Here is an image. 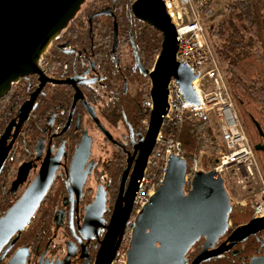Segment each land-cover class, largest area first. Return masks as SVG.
Returning a JSON list of instances; mask_svg holds the SVG:
<instances>
[{"label":"water","instance_id":"1","mask_svg":"<svg viewBox=\"0 0 264 264\" xmlns=\"http://www.w3.org/2000/svg\"><path fill=\"white\" fill-rule=\"evenodd\" d=\"M84 1L0 0V99L8 94L14 84L29 75L38 76L39 89L47 82L75 84L73 80L49 79L43 73L39 60L49 51L69 21L76 16ZM131 12L136 19L161 33L162 49L153 70L146 72L150 79L153 108L140 147L141 153L131 176L127 196H124L123 192L130 165L122 177L109 232L101 248L102 254L112 243L116 244L117 250L120 246L123 228L133 209L138 181L142 179L148 160L153 155L164 116L167 114L170 81L174 78L182 91L195 100L192 83L199 78L192 69L177 61L179 49L177 29L164 0H135L131 5ZM116 39L115 35L114 48ZM133 48L139 62L134 45ZM78 98L83 96L77 88L75 101ZM34 101L33 99L26 102L20 109L19 122L16 124L12 141L8 143L9 135L14 129L12 124L0 138V172L33 108ZM89 111L100 131L110 139L109 133L99 124L92 111ZM69 123L70 121L68 125ZM262 149L264 147L261 145L256 147L257 151ZM87 158V153L76 152L71 169L83 168ZM188 166L185 158L172 156L169 159L162 185L153 195L151 203L136 218L127 264H187V255L191 248L204 237L206 241L203 249L191 263L203 264L215 257H221L237 242H244L250 236L264 232V217L253 218L247 224L234 229L229 237V245L225 242L214 249L218 238L226 234L231 227L232 200L223 178L216 176L213 171L199 172L192 182L190 191L186 193L185 176ZM52 182L53 178L46 167L39 172L24 194L0 217V253L9 244L4 252L6 254L20 239L45 199ZM94 205L86 217L87 223L92 220L98 203ZM262 238L264 244V233ZM250 264H264V254L253 257Z\"/></svg>","mask_w":264,"mask_h":264},{"label":"flooded vegetation","instance_id":"2","mask_svg":"<svg viewBox=\"0 0 264 264\" xmlns=\"http://www.w3.org/2000/svg\"><path fill=\"white\" fill-rule=\"evenodd\" d=\"M115 33L117 34L116 29ZM52 49L53 44L45 55L48 67L43 73L49 79L73 80L75 84L47 82L39 89L38 76L29 75L14 84L8 94L0 99V116L3 113L7 122L5 129L0 133V138L10 124L14 126L8 143L14 138L20 109L26 102L35 100L0 172V187L3 190L0 192L4 196V201L10 198L17 201L39 172L46 167L53 178L52 186L46 196L56 195L60 187L64 190L58 196V206L53 215L52 225L45 231L48 235L46 242L43 243L41 240L18 245L19 239L13 248L4 254L8 244L0 253V264H113L117 253L116 244H110L104 254L101 253V248L109 232L122 177L130 165L123 192L124 196H127L145 134L129 123L116 125L108 122L102 115L105 110L100 107V102L104 103L105 100L110 105L112 97L100 95L104 87V77L96 66L93 53L88 50L76 51L67 43L60 44L59 49L70 54L72 59L67 63L69 68L64 69L63 72L54 73L50 60ZM132 50L133 56L123 53L117 39L116 48H114L113 40L111 60L121 71L133 70L134 74H137V71L144 73L145 69L140 58L137 62L133 47ZM77 88L81 91L83 98L75 101ZM135 89L136 87L131 85L129 80L124 82V93H133ZM47 105L50 114L47 116L45 127L40 129L36 144L33 146L26 141L21 144L22 137H26L29 133L30 122L39 113V109ZM108 107L110 106H107V109ZM88 109L109 133L110 139L100 131ZM93 133L99 135L102 144L97 142ZM30 137L31 135L28 138ZM261 146L264 147V145ZM76 152L87 153V163L81 169L72 170L71 163ZM19 179H21L20 182H18ZM96 203L98 207L92 215V220L87 223L86 217ZM124 230L125 228L123 232ZM233 231L234 229L230 227L226 234L219 237L214 249L225 242L229 245V237ZM263 233L250 236L244 242H237L221 257H215L208 262L227 257L232 260V264H246V258L255 246L254 242L250 243V239L257 237L262 250L260 254L250 257L248 263L250 264L253 257L264 254ZM205 241L206 239L202 237L196 243L199 244L200 250L194 256L187 255V264H191L202 251ZM241 247L243 248L240 249Z\"/></svg>","mask_w":264,"mask_h":264},{"label":"trees","instance_id":"3","mask_svg":"<svg viewBox=\"0 0 264 264\" xmlns=\"http://www.w3.org/2000/svg\"><path fill=\"white\" fill-rule=\"evenodd\" d=\"M134 1L85 0L76 16L62 30L61 37L53 42L50 60L54 73L69 68L67 63L72 56L59 49L60 44L63 43L69 44L76 51L88 50L93 53L96 66L104 77V87L100 95L112 97L110 105L105 100L104 103L100 102V107L105 110L102 115L108 122L116 125L129 123L145 134L143 121L150 118L151 113V110L145 106L151 89L146 72L151 69L161 52L162 35L154 27L135 18L131 12ZM212 14L213 10L209 5L203 15L207 17ZM208 34L215 39V47L227 75L230 90L256 150L257 145H264V0H230L227 15L220 23H211ZM115 35L123 53L133 56L132 47L135 46L145 69L144 73L137 71V74H134L133 70L121 71L111 60ZM126 80L136 87L133 93H124L123 86ZM107 106L110 107L107 109ZM38 112L28 126V135L22 137L21 144L25 141L33 146L36 144L40 129L45 127L47 116L50 114L48 105ZM6 125L2 113L0 133ZM163 133L165 137L182 143L183 156L189 165L196 155L202 150H207L208 153L203 157L205 171L209 170L221 149L212 126L202 121L166 126ZM30 135L31 137L28 138ZM257 153L264 170V151ZM0 190L3 192L1 187ZM63 190L64 188L60 187L56 195L46 196L30 226L21 235L18 245L41 240L43 243L46 242L48 235L45 231L52 225L53 215L58 206V196ZM2 192H0V217L16 202L11 198L4 201ZM232 204L233 211L230 217L232 229L253 219V211L250 207H242L233 200ZM250 241V243L254 242L255 246L247 256L246 264L249 263L251 256L260 254L262 250L257 237H252ZM199 250L200 246L196 244L191 248L189 255L194 256ZM204 264H232V260L223 257L218 261Z\"/></svg>","mask_w":264,"mask_h":264},{"label":"built area","instance_id":"4","mask_svg":"<svg viewBox=\"0 0 264 264\" xmlns=\"http://www.w3.org/2000/svg\"><path fill=\"white\" fill-rule=\"evenodd\" d=\"M213 1L165 0L169 15L177 29L179 40L177 61L199 75V78L192 83L196 99L183 92L178 82L172 78L168 87L167 114L164 116L153 155L148 160L142 179L138 181L133 209L125 225L113 264H127V254L133 239L136 218L151 203L153 195L162 185L169 159L172 156L184 158L182 143L165 137L163 131L166 126L197 121L211 125L213 131L220 137L221 149L208 171L221 176L225 187L228 185L232 190L239 188L238 194H241L243 190L246 192L245 195L255 193L256 198L249 201L242 193L241 199L239 198L236 203L242 207L249 204L253 211V218L264 217V171L237 110L227 75L216 51L208 41L203 12ZM46 54L47 52L39 60L43 71H46L48 67L45 61ZM145 106L150 110L153 108L150 95ZM143 124L147 129L149 118L145 119ZM202 158V155H196L192 164L188 166L185 176L186 193L190 191L196 175L205 171ZM256 189H259V192H255ZM232 193L234 194L233 191ZM230 197L233 200L231 195Z\"/></svg>","mask_w":264,"mask_h":264},{"label":"rangeland","instance_id":"5","mask_svg":"<svg viewBox=\"0 0 264 264\" xmlns=\"http://www.w3.org/2000/svg\"><path fill=\"white\" fill-rule=\"evenodd\" d=\"M229 2H230V0H214V1L211 3L210 8L213 10V14L210 15V16H207V17H204V15H203V18H204V21H205V24H206V27H207V32H208V29H209V26H210L211 23H220V22L224 19V17L227 15V6H228ZM208 41H209V43L213 46L214 50L216 51V53H217V55H218V52H217L216 47H215V39H214L213 37H210L209 34H208ZM218 58H219V55H218ZM155 61H156V60H155ZM219 61H220V59H219ZM154 63H155V62H154ZM220 63H221V62H220ZM236 104H237V103H236ZM237 110H238V107H237ZM238 112H239V110H238ZM239 115H240V114H239ZM145 133H146V132H145ZM93 134L95 135L97 142L102 144L103 142H102V139L99 138V135L96 134V133H93ZM215 134H216V133H215ZM216 135H217V134H216ZM217 138H218V141L220 142V140H219L220 137H219L218 135H217ZM251 141H252V139H251ZM252 143H253V142H252ZM211 144H212V143H211ZM154 150H155V149H154ZM201 153H202V154H201ZM207 153H208L207 150H202L198 155H202V156L204 157V155L207 154ZM256 153H257V151H256ZM257 156H258L259 162H260V164H261L260 157H259V154H258V153H257ZM216 157H217V156H216ZM215 159H216V158H215ZM215 159H214V160H215ZM214 160L212 161V163L214 162ZM202 163H203V158H202ZM212 163H211V165H212ZM211 165H210V166H211ZM203 167H204V163H203ZM261 167H262V164H261ZM262 169H263V167H262ZM263 171H264V170H263ZM226 187H227V190L229 191V195L232 196V198H233V200H234L233 202H234L235 204H237L236 202L239 201V198L241 199V197H242V193H243V195H244V198H248V201H249L250 199H254V198H256L255 193L245 195L246 192H244L245 190H243V192L241 191V194H238V190H239V188H236V189L232 190L231 188H229L228 185H226ZM232 191L234 192V194L232 193ZM255 192H259V189H256ZM257 194H259V193H257ZM246 207L249 208V204H248ZM251 210H252V209H251ZM230 222H231V219H230ZM231 227H232V222H231Z\"/></svg>","mask_w":264,"mask_h":264},{"label":"bare ground","instance_id":"6","mask_svg":"<svg viewBox=\"0 0 264 264\" xmlns=\"http://www.w3.org/2000/svg\"><path fill=\"white\" fill-rule=\"evenodd\" d=\"M165 1V0H164Z\"/></svg>","mask_w":264,"mask_h":264}]
</instances>
